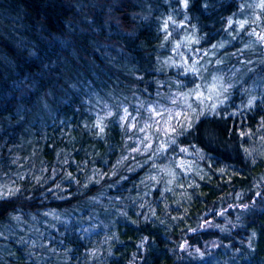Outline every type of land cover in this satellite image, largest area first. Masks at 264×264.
<instances>
[{"label":"trees","instance_id":"16d2710c","mask_svg":"<svg viewBox=\"0 0 264 264\" xmlns=\"http://www.w3.org/2000/svg\"><path fill=\"white\" fill-rule=\"evenodd\" d=\"M261 37L264 0H0V264H264Z\"/></svg>","mask_w":264,"mask_h":264},{"label":"rangeland","instance_id":"374dc122","mask_svg":"<svg viewBox=\"0 0 264 264\" xmlns=\"http://www.w3.org/2000/svg\"><path fill=\"white\" fill-rule=\"evenodd\" d=\"M197 52L198 50L191 46L184 54L191 58L196 56ZM166 99L165 102L158 101L145 107L146 110L142 114L139 113V109L125 114L128 127L133 131V136L137 137L139 144L150 146L154 140L159 144L172 141L174 139L172 137L180 128H186L202 115L206 106L202 101L204 97L199 87L192 90L189 95L173 94ZM193 113L196 115L193 116Z\"/></svg>","mask_w":264,"mask_h":264}]
</instances>
